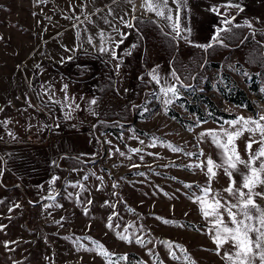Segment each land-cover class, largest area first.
Instances as JSON below:
<instances>
[{
  "label": "rangeland",
  "instance_id": "374dc122",
  "mask_svg": "<svg viewBox=\"0 0 264 264\" xmlns=\"http://www.w3.org/2000/svg\"><path fill=\"white\" fill-rule=\"evenodd\" d=\"M141 2L134 0L135 28H123L117 23L127 34L117 50L124 61L117 72L116 60L109 62L108 56H101L87 43L77 52H65L64 48L72 49L79 43L73 24L77 15L84 20L80 7L83 3L87 4L88 13L95 8L104 11L92 16L94 24L85 22L80 28L87 27V34L93 35L97 44L96 33L101 29L118 40L119 36L100 17L107 13L106 6L110 5L114 15L128 11L125 19H130L132 5L125 0H118L117 4H112L111 0H0V121L9 122L7 127L0 124V225H6L0 231V264H105L95 253L76 252L71 240L66 239L83 236L103 243L110 252L127 255L130 264L141 260L152 264L145 249L119 241L114 232L106 228L113 210L105 206V201L116 205L119 216L112 223L114 227L117 223L120 225L118 231L129 223L137 228L143 225L141 234L145 239L178 243L187 249L196 264H225L221 259L224 250L220 256L214 254L212 250L216 246L205 234L207 222L198 212V205L188 198L193 191L199 194L198 189L184 187L185 184L204 185L207 177L198 169L186 170V165L196 163L194 158L173 153L160 142L194 153L200 132L217 129L222 120L255 117L264 110V32L255 29L257 34L253 38L249 29L242 28L229 48H216L206 56V66L201 68L200 50L183 41L177 48L176 42L165 37L157 24L148 22L158 18L144 12ZM169 2L171 4V0ZM194 11H197L196 5ZM66 16L73 19H65ZM184 16L185 13L181 17L182 26ZM218 20L209 25H191L193 39L207 43ZM245 36L248 39L240 44ZM84 37L82 31L80 39ZM258 40L261 43L258 44ZM134 44L138 47L132 49ZM126 52L131 55H124ZM69 55L73 56L71 61L59 62L61 57ZM249 58L252 63L248 62ZM170 61H173L171 66H182L185 74L196 77L186 82L194 86L190 91L210 99L212 108L200 98H192L190 91H182V101H177L165 114L157 95L151 94L155 85L147 83V71L159 66L158 71L164 76L170 70ZM230 64L246 70L251 78L230 71ZM107 76L113 78L110 89L106 85ZM141 76L143 81L138 79ZM221 77L224 83L245 90L251 109L223 98L218 89V85L223 84ZM64 84L68 85V103H72L73 109L78 104V109L50 103L48 96L41 99V87L50 86L49 94L54 93L53 99L63 102L65 93L61 88ZM98 94H101L100 99L91 106L96 115H92L89 102ZM68 112H71L70 118H66ZM197 119L206 123L188 131V126L194 125ZM9 131L15 138L8 135ZM153 137L158 138L157 146L147 147ZM139 140H144L145 144L141 145ZM247 141L248 133L237 141L239 153L245 160L248 159ZM134 148L143 151L129 152ZM199 148L203 149V160L211 156L219 162L218 150L210 141L200 143ZM258 148L259 145L254 144L252 151ZM53 161L60 167H54ZM134 164L140 166L133 167ZM241 171L246 170L241 166ZM93 172L95 176L91 175ZM53 175L60 177L54 186L59 193L54 202L44 199ZM85 175L89 176L87 181L82 180ZM96 176L103 177L102 191H97L101 182ZM234 178L239 187L240 175ZM70 182L83 183L88 189L80 193L81 203L67 195L78 191L67 186ZM113 183L118 187L113 188ZM229 183L228 176L219 170L212 182L213 192H222ZM256 191L264 192V186ZM86 198L92 201L87 205V216L82 206ZM14 203L21 207L10 212ZM53 203L62 207H45ZM157 217L185 227L166 225ZM56 221H62V226ZM5 241L15 242L10 244L11 250L3 246ZM225 248L230 249V245ZM154 251L163 264H176L163 246L157 244Z\"/></svg>",
  "mask_w": 264,
  "mask_h": 264
},
{
  "label": "snow or ice",
  "instance_id": "6c2138e0",
  "mask_svg": "<svg viewBox=\"0 0 264 264\" xmlns=\"http://www.w3.org/2000/svg\"><path fill=\"white\" fill-rule=\"evenodd\" d=\"M125 2L132 5L131 12L133 15L130 19H125V17L128 16V11H124L123 14L118 16L114 15V9L110 5L106 6L108 8L107 13L100 17L105 24L109 25L112 32L115 33L116 36H119V39L117 40L111 33H106L101 29L96 33V37L99 41L98 44L95 42L93 35L87 34V27L81 29L80 24L85 22L94 24L92 16L98 15L103 12L104 9L95 8L91 13H88L85 11L87 4H81V14L84 16V20H81L80 16L77 15L74 17L75 22L73 24V27L76 29V37L79 43L72 49L65 47L64 51H80L83 45L87 43L101 56H108L109 62L111 60H116L117 63L114 67L118 72L124 61L123 55H117V50L120 48V45L123 44L127 34L121 31V27H118L117 23L123 28L132 29L135 28L134 21L137 20V17L134 15L136 11L134 0H125ZM111 3L117 4L118 0H111ZM171 5H175V8ZM140 7L144 12L158 18L155 21L149 20L148 22L157 24L165 37H170L171 41L176 42L175 46L177 48L179 47V42L183 41L188 46L200 50L202 54V61L200 63L201 68L206 66V56L210 55L216 48L220 47L227 49L230 47V42L237 38V33L234 32V29L247 28L250 30L253 38L257 34L250 20H245L243 24H237L235 23L236 17L228 14V9L233 7L236 8L238 12L244 11V8L238 2H235V0H226L224 4L213 5L208 9V11L215 14L220 19L214 26L213 34L207 43H199L193 39V29L190 23L191 12L188 0H171V4L169 0H142ZM221 7L225 9L223 13L220 11ZM72 11L75 12V9H72ZM182 11L185 13V23L183 26L181 24ZM109 17H112V19L110 20ZM65 19H73V17L66 16ZM161 21L163 22L162 25L160 23ZM164 28H167L168 31L165 32ZM82 31L85 33L83 40L80 39ZM247 39L248 37L245 36L240 40V44H243ZM257 43L259 44L261 42ZM237 47H239V45H237ZM124 55H131V53L126 52ZM72 59L73 56L69 55L67 57H61L59 62L65 63ZM248 62L252 63V58H249ZM169 63L170 70L164 76L158 71L159 66H155L147 71V83L155 85L154 92L151 94L157 95L163 105L165 114H167V111L170 110L171 106L176 104L177 101H182V91L193 89L194 86L190 83H186V81L196 78L191 74L182 78L179 70L171 66L173 61ZM36 67L39 68L40 65ZM229 70L239 72L246 78H251L250 73L236 65L230 64ZM138 79L143 81L144 77L141 76L138 77ZM220 83H224L223 77L220 78ZM61 91L65 93L63 102L53 99L54 93L52 95L49 94L52 92L50 86L48 88L41 87L40 97L42 99L43 96H48V102L50 103H63V106L69 109H78V104H76L75 109H73L72 103H68L70 98L67 95V84L62 86ZM89 104L91 114L96 115L95 111H92L91 106H95L97 100L93 98ZM29 105L31 106L30 102ZM180 106L183 107V103H181ZM133 107L137 106L134 105ZM209 115H211V113H209ZM70 116L71 112H68L66 118H70ZM8 123V121H0V124H3L5 127H7ZM203 123H206V121L197 119L194 125L188 126L187 130L190 132L194 131L196 127H201ZM58 126L59 125H57V127ZM245 133H248V141L246 142L245 149L248 156L247 160L242 159L237 146V141ZM8 135L15 138L14 134L10 131ZM205 138H207V141H210L218 150L219 162L214 161L211 156H209L206 161L202 159L204 152L203 149L199 148V144L207 142ZM157 139L158 138L153 137L152 142L148 144L147 147H156ZM139 143L143 145L145 141L139 140ZM254 144L259 145V148L255 152L252 151ZM160 145L173 153H182L184 156L194 158L196 163L186 165V170L195 171L198 169L207 177V182L204 185L196 184L193 186L191 184H185L184 187L189 190L195 187L199 191V194L193 191L188 198L191 202L198 205V212L201 214L203 220L207 222L205 234L209 236L212 243L216 246L215 249L212 250L214 254L220 256L221 250H224V255L221 256V259L225 261V264H264V192L256 191L258 187L264 186V110L257 113L255 117L246 118L244 116H237L234 119L222 120L217 129H206L200 132L196 145L197 151L194 153L185 152L182 147L172 145L171 143H164L163 141L160 142ZM116 151L119 152L121 156H125V153L120 152L119 149H116ZM142 151L141 148L129 149V152L134 154H139ZM148 155L155 156L156 154L148 153ZM127 158L131 159V156ZM143 158V155H140V159L143 160ZM52 164L54 167H60L56 161H53ZM139 166L140 165L137 164L133 165V167ZM172 166L179 167L175 164ZM241 166L246 171H241ZM219 170H223L224 174L228 176L230 183L222 192H213L212 182L216 178ZM73 171H78V169H73ZM137 174L145 175L144 173ZM236 174H239L241 177L239 187L236 186V180L234 178ZM91 175L95 176L96 174L93 172ZM59 179L60 177L57 175H53L50 178L48 181V194L44 197L45 200L56 201L59 193L54 186ZM88 179V175L82 177L83 181H87ZM96 179L101 182L100 185L97 186V191H102L103 177L96 176ZM67 186L78 189L75 194L67 193V195L70 198L74 196L75 202L81 203L80 193L88 191L85 185L79 182H70ZM39 187L43 188V186ZM112 187L116 188L118 185L113 183ZM223 193H226L227 196ZM113 195H116V193H113ZM258 200L260 202H257ZM91 204V199L86 198L82 205L84 206L85 216L89 214L87 205ZM105 206L113 210L108 217L106 228L113 231L119 241L128 245L135 244L145 249L146 255L152 260V264H163V261L159 258V254L154 251L157 244L163 246L167 250L169 258L175 261L176 264H196V261L188 253L187 249L178 243L163 239L159 241L145 239L144 235L141 234L144 232L143 225L137 228L135 224L129 223L122 231H118L117 229H120V225L117 223L114 227L112 223L113 219L119 216V213L115 211L116 205L111 204L109 201H105ZM20 207V204L14 203L12 207L9 208V211L11 212ZM45 207H62V205L53 203ZM225 215L228 218L227 221L225 220ZM157 219H161L162 223L166 225L185 227L184 225L176 224V222L172 220L162 219L160 217H157ZM56 223L62 226V221H56ZM5 227L6 225H0V231H3ZM129 229H132V231H129ZM196 230L201 231L200 229ZM66 239L71 240L76 252L84 251L87 253H95L104 260L105 264H130L127 255H118L110 252L103 243L91 237L83 236L75 237V239L67 237ZM84 241H87L88 244H85ZM11 243L15 242L5 241L3 246L11 250ZM149 245L153 247L150 248L148 247ZM225 245H230V249L225 248ZM136 264H147V262L141 260L137 261Z\"/></svg>",
  "mask_w": 264,
  "mask_h": 264
},
{
  "label": "crops",
  "instance_id": "0c3cea01",
  "mask_svg": "<svg viewBox=\"0 0 264 264\" xmlns=\"http://www.w3.org/2000/svg\"><path fill=\"white\" fill-rule=\"evenodd\" d=\"M225 2L226 0H190L188 5L191 12L190 23L192 27H198L200 23L209 25L215 20L220 19L215 14L208 11V9L213 5H220ZM235 2H238L244 8L242 12H238L234 7L228 9V14L236 17L235 23L241 24V22L244 23L245 20H250L255 29L264 32V0H235ZM195 5L198 12L194 11ZM220 11L223 13L225 9L221 7ZM183 14L182 12L181 17Z\"/></svg>",
  "mask_w": 264,
  "mask_h": 264
},
{
  "label": "trees",
  "instance_id": "16d2710c",
  "mask_svg": "<svg viewBox=\"0 0 264 264\" xmlns=\"http://www.w3.org/2000/svg\"><path fill=\"white\" fill-rule=\"evenodd\" d=\"M241 29L242 28L234 29V32L237 33V37H239L238 34L240 35ZM135 46L138 47L137 44H134L131 48L134 49L133 47H135ZM261 57H263V56H261ZM176 66H175V68L179 67L178 70H179L182 78L184 76L188 75V74L184 73V71H183L184 69H182V66H177V67ZM226 83L227 82H225V83H223L221 85H218V89L221 91L223 98H225L229 102L232 101V102L238 103V104H243V105L245 104L247 109H251L252 106H251V103H250V99H249V97H247L245 90H242L241 88L237 87L235 84L228 85ZM112 84H113V78L111 76H107L106 77V85H107L108 89L112 88L111 87ZM190 93L192 94L191 95L192 98H195L197 100H199V98H200L202 101H204V103L206 104L207 107L212 108V102L206 96H204V95L202 96V95H200V94H198V93H196L194 91H190ZM100 95L98 94V96L95 98L97 100V102H98V99H100V97H101ZM196 110L198 112V113L197 112L196 113L199 116V108L196 109ZM219 114L224 115L225 117H229L227 114H225V112H219ZM100 119H102V118H100ZM216 120H218V119H216Z\"/></svg>",
  "mask_w": 264,
  "mask_h": 264
}]
</instances>
